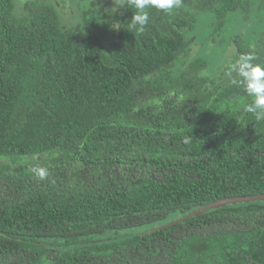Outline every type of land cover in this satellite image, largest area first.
<instances>
[{
  "label": "trees",
  "instance_id": "obj_1",
  "mask_svg": "<svg viewBox=\"0 0 264 264\" xmlns=\"http://www.w3.org/2000/svg\"><path fill=\"white\" fill-rule=\"evenodd\" d=\"M16 1L0 0V264H264V202L167 226L264 194V121L227 72L264 63L263 2L183 0L141 34L126 0L71 29L52 0Z\"/></svg>",
  "mask_w": 264,
  "mask_h": 264
},
{
  "label": "clouds",
  "instance_id": "obj_2",
  "mask_svg": "<svg viewBox=\"0 0 264 264\" xmlns=\"http://www.w3.org/2000/svg\"><path fill=\"white\" fill-rule=\"evenodd\" d=\"M183 0H126L127 8H135L136 14L132 17V27L143 34L149 23V12L156 9L167 14L180 9ZM257 57L250 53H241L238 58L228 65L230 77L235 74L232 83L243 88L244 94L250 102L244 110L252 113L257 121H264V63L255 62ZM187 143V141H185ZM33 175L40 181L48 179L50 173L47 167L35 164L31 168Z\"/></svg>",
  "mask_w": 264,
  "mask_h": 264
},
{
  "label": "rangeland",
  "instance_id": "obj_3",
  "mask_svg": "<svg viewBox=\"0 0 264 264\" xmlns=\"http://www.w3.org/2000/svg\"><path fill=\"white\" fill-rule=\"evenodd\" d=\"M29 1L32 0H17L16 1V7H17V13L20 14H24L25 12H23V6H25V4ZM50 1V0H49ZM53 2L57 3L58 5V11L60 10L61 12V18L63 20V25L68 28H76L77 26H79V24L82 21V13L83 11L92 6L93 3L95 2H99L101 3V7L105 10V11H110V10H116V9H121L124 6L125 0H52ZM261 2H263V10H264V0H261ZM23 16V15H22ZM206 18H208V15L205 14L204 17L202 18L203 20H205ZM204 25V24H203ZM201 25L200 28L203 27V32H201L200 35H198L199 37H206L208 36V24H206L205 26ZM245 30H242L238 33H236L235 35V40H237L238 38L241 37L242 34H245ZM195 39V38H194ZM208 44H210L209 42H202V45H200L201 50L202 49H206V51L208 52V48H209V54L211 52L212 49V45L213 43L211 42V45L208 46ZM198 44H193L192 46V54L193 55H197L198 54Z\"/></svg>",
  "mask_w": 264,
  "mask_h": 264
},
{
  "label": "water",
  "instance_id": "obj_4",
  "mask_svg": "<svg viewBox=\"0 0 264 264\" xmlns=\"http://www.w3.org/2000/svg\"><path fill=\"white\" fill-rule=\"evenodd\" d=\"M251 202H264V194L254 195V196L232 197V198L219 199V200H217V201H215V202H213V203H211L205 207L198 209L197 211H194L193 213H190L186 217H183L182 219H180L174 223H171L167 226H172L176 223L187 221L190 218L196 217V216L203 214L204 212L211 210V209H216L219 207H224V206H229V205L251 203Z\"/></svg>",
  "mask_w": 264,
  "mask_h": 264
}]
</instances>
